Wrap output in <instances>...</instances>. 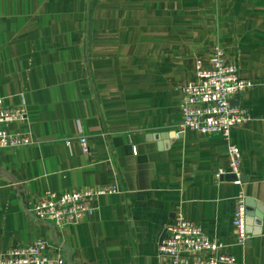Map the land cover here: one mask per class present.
Wrapping results in <instances>:
<instances>
[{
  "label": "crops",
  "instance_id": "obj_1",
  "mask_svg": "<svg viewBox=\"0 0 264 264\" xmlns=\"http://www.w3.org/2000/svg\"><path fill=\"white\" fill-rule=\"evenodd\" d=\"M217 46L252 83L229 137L245 182L216 180L222 137L178 128L180 88ZM0 98L26 108L5 129L31 141L0 149V254L40 240L64 264H170L155 245L182 213L234 264H264V0H0ZM105 186L117 193L61 230L24 211Z\"/></svg>",
  "mask_w": 264,
  "mask_h": 264
},
{
  "label": "built area",
  "instance_id": "obj_2",
  "mask_svg": "<svg viewBox=\"0 0 264 264\" xmlns=\"http://www.w3.org/2000/svg\"><path fill=\"white\" fill-rule=\"evenodd\" d=\"M210 68L196 62L193 76L180 88L181 132L189 131L199 135H218L226 143L228 171L218 170L216 180L234 175L240 182V154L237 147L229 141L232 128L250 121V116L233 104L251 87V81L241 78L238 67L231 62L222 47H215L209 57ZM27 111L23 105L8 108L0 98V149L29 145L27 137L11 135L5 129L12 123H25ZM82 146V152L88 153L86 136H75ZM68 145V143L66 142ZM135 154V151H133ZM117 193L114 186L97 189H83L62 194L46 191L37 202L24 205V211L37 220L49 223L57 230L78 224L86 217L95 214V201L98 196ZM233 228L237 244L244 245L249 239L246 232L245 212L242 196L239 197L233 216ZM165 236L156 243V255L165 257L170 264H234L233 256L222 253L224 246L210 240L195 223L185 219L182 213H176L173 221L164 232ZM264 237V230L262 232ZM0 264H64L63 258H53L48 245L35 241L12 247L0 254Z\"/></svg>",
  "mask_w": 264,
  "mask_h": 264
},
{
  "label": "water",
  "instance_id": "obj_3",
  "mask_svg": "<svg viewBox=\"0 0 264 264\" xmlns=\"http://www.w3.org/2000/svg\"><path fill=\"white\" fill-rule=\"evenodd\" d=\"M233 104H238V102H233ZM224 179H225L226 181H231V182H235V181H236L235 176H234V175H231V174L226 175ZM239 181H240V182H245V181H246V178H245L244 176H241V177L239 178Z\"/></svg>",
  "mask_w": 264,
  "mask_h": 264
}]
</instances>
